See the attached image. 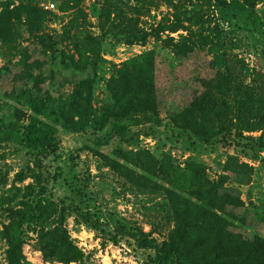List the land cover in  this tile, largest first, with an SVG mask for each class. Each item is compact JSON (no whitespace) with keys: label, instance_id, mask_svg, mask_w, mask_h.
<instances>
[{"label":"rangeland","instance_id":"1","mask_svg":"<svg viewBox=\"0 0 264 264\" xmlns=\"http://www.w3.org/2000/svg\"><path fill=\"white\" fill-rule=\"evenodd\" d=\"M149 1L83 0L77 6L74 0H0V19L5 18L9 24L0 36V98L3 100L5 95L23 87L33 65L35 75L50 74L47 65L43 69L41 66L49 56L45 55L41 39L48 36L62 35V48L77 61L80 42L89 36L98 40L101 56L93 106L99 114L114 103L108 84L118 76L119 69L142 61L155 51L162 57L157 78L160 120L153 114H133L112 120L103 132L62 134L64 150L44 161L48 196L70 208L67 227L86 255L83 264H154V252L139 249L127 232L142 230L162 245L175 228L166 191L132 184L110 168L98 151L121 163L115 155L118 150L149 151L160 161L168 159L182 173L180 180L172 185L169 179L158 176L154 181L165 190L174 189L178 193L183 192V187L175 185L182 181L187 184L191 179L188 166L192 162L207 167L211 182L230 177L223 193L241 196L246 204L244 209L234 210L240 216L246 215L247 227L243 232L249 238L255 235L264 238V226L260 222L264 217V148L260 141L263 133H245L250 138L245 140L234 131L211 144L189 136L180 137L179 130L168 120L169 114L187 107L200 90L198 78H212L215 71L210 67L211 58L200 50L182 65L155 34L158 29L175 23H180L183 29L178 33L166 32L164 38L171 36L180 41L188 36L187 30L199 32L203 25L219 30L222 41L216 46L222 55L229 56L236 73L250 84L258 74H264V0L245 14L233 7V3L241 0ZM107 7L111 9V18L104 13ZM120 11L124 14L119 15ZM197 13L203 18H195ZM136 29L145 33L146 38L129 44L128 38ZM171 61L177 69L175 75L170 73ZM7 69L8 73L3 74ZM73 91V85L67 84L56 86L53 93L56 97H69ZM115 125L124 129L125 136H116L108 142ZM6 137L5 128H0V264H8V244L2 233L9 224L6 210L12 208L13 187L34 183L32 173L23 184L17 181V175L29 168L39 172L30 149L5 140ZM238 165L249 167L242 172L245 175L228 172L229 168L239 172ZM25 232L24 255L31 264H58L45 260L38 250L36 233L30 228Z\"/></svg>","mask_w":264,"mask_h":264},{"label":"trees","instance_id":"2","mask_svg":"<svg viewBox=\"0 0 264 264\" xmlns=\"http://www.w3.org/2000/svg\"><path fill=\"white\" fill-rule=\"evenodd\" d=\"M82 1L74 0L77 6ZM259 1H236L233 7L245 14L254 9ZM116 9L121 10L119 6ZM104 13L111 18V9L107 7ZM118 14L124 13L120 11ZM195 18L200 20L203 17L197 13ZM5 20L0 19V36L9 28ZM182 29L180 23H175L158 29L155 34L182 65L197 51L206 52L211 58L210 67L215 75L198 78L200 90L187 107L169 114L170 124L179 130L180 137L189 136L205 144L223 140L234 131L245 140H250L244 136L245 133L262 132L260 141L264 148V74L260 73L252 83H246L236 73L229 56L222 55L216 46L222 41L219 30L203 25L199 32L187 30L188 36L181 37L180 41L171 36L164 38L166 32L178 33ZM133 33L128 38L129 44L146 38L145 33L137 29ZM63 38L62 35H55L41 39L45 55H49L47 62L41 63V66L42 69L46 65L50 68L48 76L35 75L33 65L23 87L5 95V100L0 98V128H5L7 132L5 140L29 148L39 170L35 172L29 168L28 171H21L17 181L23 184L32 173L34 183L23 188L13 187L12 208L9 206L6 210L9 224L2 233L8 244V264H31L24 255L26 228L38 235V250L48 263L83 264L85 261V253L76 245L67 227L71 210L65 203H58L48 196L49 189L42 169L46 159L64 150L62 134L82 135L89 130L103 132L112 120L128 118L133 114H153L160 120L157 78L161 55L155 51L144 60L119 69L118 76L108 84L114 103L107 105L99 114L93 106L101 56L98 40L89 36L81 41L77 47L80 55L77 61L62 48ZM170 66V73L175 75L177 69L172 61ZM67 84L74 87L71 96L56 97L54 88ZM112 131L108 142L116 136H125L121 126L115 125ZM97 154L132 184L166 191L175 220L169 240L159 245L156 239L142 230L127 232L135 239L139 249L154 252V264H264V238L260 235L249 238L247 232H243L247 227L246 215L240 216L235 212L244 209L246 204L241 196L223 193L226 180L230 177H224L221 182H211L207 178V167L192 162L188 166L191 179L187 184L182 181L175 185L183 187L184 193H178L174 189L165 190L154 181L158 176L169 179L172 185L180 180L182 173L175 170L168 159L160 161L149 151L135 153L118 150L115 155L122 160L121 163L99 151ZM238 169L239 172L229 168L228 172L238 175L248 171L249 167L238 165ZM13 204H17L16 208ZM260 222L264 226V217Z\"/></svg>","mask_w":264,"mask_h":264}]
</instances>
